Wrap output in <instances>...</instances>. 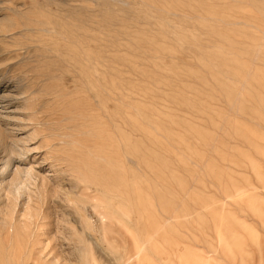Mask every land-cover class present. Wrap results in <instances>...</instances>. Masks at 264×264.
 <instances>
[{
  "label": "rangeland",
  "instance_id": "1",
  "mask_svg": "<svg viewBox=\"0 0 264 264\" xmlns=\"http://www.w3.org/2000/svg\"><path fill=\"white\" fill-rule=\"evenodd\" d=\"M125 94L145 139L110 121ZM203 159L204 191L243 181L190 222L176 205ZM6 160L1 264H193L201 249L185 250L183 228L192 242L212 220L208 264H264V0H0ZM16 169L49 189L32 237L3 222Z\"/></svg>",
  "mask_w": 264,
  "mask_h": 264
},
{
  "label": "bare ground",
  "instance_id": "2",
  "mask_svg": "<svg viewBox=\"0 0 264 264\" xmlns=\"http://www.w3.org/2000/svg\"><path fill=\"white\" fill-rule=\"evenodd\" d=\"M42 29H45V28H42ZM233 47V46H232ZM231 53V52H230ZM234 53V52H232ZM230 55V54H229ZM235 55V54H234ZM232 56V54L230 55V57ZM235 66V65H234ZM236 67V66H235ZM240 67V66H239ZM250 68V67H249ZM249 71V69H248ZM251 73V72H250ZM236 74V73H235ZM234 74V75H235ZM246 76H247V73H246ZM249 76V75H248ZM247 79V78H245ZM245 82V81H243ZM242 84V83H241ZM244 84V83H243ZM242 84V85H243ZM115 85V84H114ZM245 85H247L245 83ZM107 87V86H106ZM110 89V88H109ZM115 89L113 88L112 91H107V97L104 101L105 104H107L108 102V99H117L116 97H114L112 95L113 91ZM113 97V98H112ZM120 97V96H119ZM118 101V99H117ZM119 101H120V98H119ZM111 102V101H110ZM120 105L121 107H118V106H115L114 109L112 110V114H111V117H110V121L113 125H116V132L119 130L121 131H124V132H128L129 134H131L132 130L134 129H138L139 128V131H140V136L142 138L145 139L146 137V123L144 122V120H140L139 123H137V120L134 118L133 116V110H132V102H131V99L129 97L128 94H125L123 96V100L120 102ZM99 108V107H97ZM136 108V107H135ZM139 111V110H137ZM101 112H99L100 114ZM141 114V113H140ZM94 115H97L96 113ZM98 116V115H97ZM100 116V115H99ZM102 117H104L103 115H101ZM143 116V115H142ZM100 119V118H99ZM96 118V120H99ZM147 119V118H146ZM226 116L223 117L221 120L218 121V123H221V125L219 124L218 125V130H225L224 128V125L222 124L224 121H226ZM100 121V120H99ZM108 121V120H107ZM98 122V121H97ZM109 123V122H108ZM105 124V123H104ZM217 125V124H216ZM229 130V129H228ZM123 133V132H122ZM128 133L126 134V138H127V141L126 143L124 144V149L126 151V154L131 151V147H133V144H131L130 140H129V135ZM122 137V136H121ZM125 138V139H126ZM221 140H223L222 136L220 138ZM218 141V136H213V137H209L207 142H212V143H216ZM145 144V143H144ZM203 144H205L204 140H203ZM210 145V144H209ZM215 145V144H214ZM213 145V146H214ZM212 146V145H210ZM3 158V157H2ZM189 158V157H188ZM124 159L126 160V163H133L134 159L129 155H125ZM4 160V158L2 159ZM205 161V159L202 160L201 163H199L196 167H198L197 170H195V176H192V181L189 183L188 186L182 189H184L183 191H181L180 195L178 196L179 197V200L177 202V205L176 203L174 205H176V208L177 209H181L183 210L184 212H186L188 210L189 214H190V217L192 218L190 222H193L194 220L196 222H198L199 220L201 221L202 217H204L207 213H210V211H213L215 209H217L218 207L221 208L222 206H219L218 205V199L221 197V198H224V200L226 199L225 197L227 195H230V193L234 192V191H238L239 190V182L243 181V179L239 178L237 179L236 176H232V180L227 184L226 183H220V185H216V187H214L213 185V189L211 191H209L208 189L206 191L205 190V186H204V183H201L199 185H196L195 186V178H196V175L198 172H202V176H206V177H209V173L206 174V172L204 171V167H203V162ZM9 160L6 162L4 161V164L2 163V169H0V177L4 176L5 173L7 172V169L9 167V164L8 163ZM193 162V161H192ZM191 164V163H190ZM1 165V164H0ZM192 165V164H191ZM11 167V165H10ZM1 168V167H0ZM223 168H226L225 166H223ZM13 174H15L13 176V178L10 180L9 182V185H8V190L10 191V193H13L16 195V201L15 203L12 204V206L7 210L6 212V216L4 218V224L8 227V233L10 234H13V235H16L18 234L19 231L21 232H25V234L28 232L29 236L32 237V231H30L29 233V226L32 224L33 220L37 217V210H36V203H37V200H41L40 204L41 203H47L45 202L46 201V198L47 195L49 194V189L47 188L46 184L41 181V182H38V178L34 175H32L33 173L32 170H28V172L26 173L25 175V180H23L22 176L18 175L20 174L19 173V170H15L12 171ZM21 172V171H20ZM23 173L25 171H22ZM229 175V173H228ZM126 176V175H125ZM220 176V175H219ZM188 177V176H187ZM228 177V176H226ZM261 179L264 178V176H261ZM128 178V177H127ZM220 178V177H219ZM228 179H231L228 177ZM211 181V180H210ZM223 181V179H222ZM208 184H209V181H207ZM206 182V183H207ZM212 182V181H211ZM215 182V181H214ZM213 184V183H211ZM123 185V184H122ZM180 185H182L180 183ZM186 185H187V182H186ZM31 186H32V189H31ZM207 187V186H206ZM5 185L4 183H1L0 181V198L2 196V192L5 189ZM181 189V190H182ZM193 189L195 190H198L200 192V194L196 193L194 194L193 193ZM51 190V189H50ZM140 190V189H138ZM144 190V189H143ZM143 192V191H142ZM146 192V190H145ZM144 192V193H145ZM211 193L212 195H206L205 193ZM8 193V192H7ZM24 196V203H23V207L19 210L18 209V203H19V199L21 196ZM208 196H211V197H208ZM222 201V199H219ZM149 201V200H148ZM21 202V201H20ZM223 205V204H222ZM42 208V207H41ZM44 210V209H43ZM40 213V212H39ZM214 213V211H213ZM44 214V213H43ZM47 214V213H46ZM212 215V214H211ZM40 216V215H39ZM39 216H38V219H39ZM188 216V214H187ZM207 216V215H206ZM43 218L42 219H45V218H49V215H44L42 216ZM216 217V216H214ZM222 217V216H221ZM229 217V216H228ZM205 218V217H204ZM208 218V217H207ZM224 218V217H223ZM103 219V218H102ZM210 219H211V216H210ZM227 219V218H226ZM212 220V219H211ZM206 221V220H205ZM204 221V222H205ZM209 222V220H207ZM221 221V220H220ZM207 222V223H208ZM211 222V221H210ZM222 222V221H221ZM224 222V221H223ZM227 222V221H226ZM206 223V222H205ZM214 223V220H212V222L209 224H206V225H203V230L202 232L200 231V233H197L196 232V236H192V242L190 241L189 238H187V232H189V225L188 227H184L183 228V235H182V242L183 244H186L185 246V250H188V248H190L191 245L201 249V252L199 251L198 253L196 252V259H198V261H195L194 260V263L193 264H208L209 261H210V258L207 256H205V254H203V251L204 249V244L209 241L211 242L210 238L208 237L207 233H208V229L209 227ZM36 224V223H35ZM194 224L195 223H191L190 226H192V228L194 229ZM201 224V223H200ZM215 224V223H214ZM218 224V223H217ZM222 224V223H221ZM220 225V224H219ZM34 226V225H32ZM224 226H225V223H224ZM197 228V227H196ZM200 228V227H199ZM219 228V227H218ZM224 228V227H223ZM226 228V227H225ZM32 230V229H31ZM198 230V229H197ZM222 230V229H221ZM224 230V229H223ZM19 232V233H21ZM24 234V233H23ZM27 234V235H28ZM20 235V234H19ZM219 235V234H218ZM5 237V235H3ZM23 236V235H22ZM18 237V236H17ZM34 237V236H33ZM21 238V237H20ZM12 239V238H11ZM14 239H16L14 237ZM28 239V238H27ZM35 239V238H34ZM147 238H145L144 240H146ZM9 240V239H8ZM32 240V239H31ZM6 241V240H5ZM12 241V240H11ZM19 241V239H18ZM17 241V242H18ZM29 241V240H28ZM21 242V241H20ZM146 241H144L143 243H145ZM31 243V242H30ZM16 244L17 243H14V246H15V249L18 247H16ZM188 244H191L190 246ZM213 244V243H212ZM18 245V244H17ZM215 245V244H214ZM9 247H11L9 245ZM13 247V246H12ZM73 248V247H72ZM214 248V246H213ZM16 251V250H15ZM209 251V250H208ZM14 253V249L12 251ZM1 255H2V252H0ZM12 253V254H13ZM43 253V252H42ZM205 253V251H204ZM215 253V252H214ZM19 254V253H18ZM47 254V253H46ZM17 255V254H16ZM3 256V255H2ZM5 256V255H4ZM11 256V255H10ZM13 256V255H12ZM20 256V255H19ZM18 256V257H19ZM41 256V255H40ZM44 256V255H43ZM42 256V257H43ZM22 257V256H21ZM25 257V256H24ZM28 257V256H27ZM53 257V256H52ZM55 257V256H54ZM12 258V257H11ZM16 258V256H15ZM26 258V257H25ZM131 258V257H130ZM130 258H128L127 260H129ZM3 259V258H2ZM13 259V258H12ZM21 259V258H20ZM29 259V258H28ZM14 260V259H13ZM12 260V261H13ZM23 260V258H22ZM54 264H60V260H57V259H54ZM11 261V260H10ZM16 261H18L16 259ZM25 261V260H24ZM28 261V260H27ZM46 263H48V261H51V260H48L46 259ZM2 262V260H1ZM15 262V261H14ZM26 262V261H25ZM52 262V261H51ZM3 263V262H2ZM19 263V262H17ZM23 263V262H22ZM1 264V263H0ZM44 264V263H43Z\"/></svg>",
  "mask_w": 264,
  "mask_h": 264
}]
</instances>
